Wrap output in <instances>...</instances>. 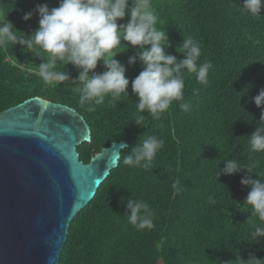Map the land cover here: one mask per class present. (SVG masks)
Masks as SVG:
<instances>
[{"label":"trees","instance_id":"obj_1","mask_svg":"<svg viewBox=\"0 0 264 264\" xmlns=\"http://www.w3.org/2000/svg\"><path fill=\"white\" fill-rule=\"evenodd\" d=\"M244 0H151L159 14L158 28L167 31L165 51L182 59L183 38L200 43L198 63L210 61L207 86L185 70L184 99L189 111L174 101L159 120L145 111L142 127L135 125L138 97L131 81L143 65L128 59L137 49L122 40L114 57L126 67L128 96L87 111L79 104L73 81L47 85L38 74L42 58L9 42L0 50V111L31 96L73 107L90 127L91 140L77 146L79 158L91 156L112 141L125 140L117 166L97 188L94 197L70 221L59 264H242L251 255L264 259V238L250 242L253 224L250 205L243 203L250 188L240 183L245 172L217 176L225 159L250 163L264 179V152L251 153L248 136L259 123L264 106L253 100L264 89V10L260 17L243 12ZM58 7L59 0H0V20L31 34L38 28L37 5ZM33 12L32 18L23 15ZM126 15L118 23H126ZM46 56V53H40ZM98 68V67H97ZM64 71L76 76L69 64ZM76 80V79H75ZM142 135V136H141ZM164 140L152 166H126L124 155L146 136ZM253 178H258L253 174ZM180 181L176 191L175 180ZM209 197L215 200L211 203ZM142 199L154 213V228L137 230L126 214L127 199ZM250 221V222H249ZM237 258V259H236Z\"/></svg>","mask_w":264,"mask_h":264},{"label":"clouds","instance_id":"obj_2","mask_svg":"<svg viewBox=\"0 0 264 264\" xmlns=\"http://www.w3.org/2000/svg\"><path fill=\"white\" fill-rule=\"evenodd\" d=\"M243 12L252 17H260L264 10V0H244ZM38 28L31 34L15 29L7 19L0 20V50H5L11 42L23 46L25 52L36 53L42 58L38 65V74L47 85L63 84L70 79V73L63 70L66 65H73L78 70V77L73 81L79 91V104L86 110L94 111L95 106L119 100L122 94L128 96L129 79L126 67L115 59L122 45V40L137 49L129 57L128 65L139 61L143 68L131 81L132 92L138 97L135 125L142 127L147 111L153 119L159 120L174 101L179 102L182 111H189L191 105L184 99L185 70L196 76L197 82L207 86L210 61L198 63L201 56L200 43L192 37L183 38L181 51L183 58L168 54L165 49L170 46L167 31L157 27L160 17L153 9L151 0H59L58 7L49 8L47 4L37 5ZM33 12L23 15V20L32 18ZM128 15L126 23L118 20ZM46 53L47 55H40ZM98 62H102L104 71L97 72ZM255 105L264 106V89L253 97ZM142 136V135H141ZM132 146L129 154L124 155L126 166L143 168L152 166L158 150L164 147V140L156 135L146 136ZM251 153L264 152V111L261 112L255 131L248 136ZM123 149H128L124 145ZM118 160V157H117ZM250 163H241L238 159H225L222 172L232 175L245 172L240 183L248 186L250 191L243 203L252 208L251 215L258 218L250 232L251 241L259 242L264 238V179L261 173L254 171L259 161L249 157ZM255 174L258 178H253ZM180 181L173 182L172 188L182 190ZM211 203H215L209 197ZM126 214L128 223L137 230L154 228V213L147 202L142 199H127ZM250 222V221H249ZM237 258L242 264H264V259L251 255L246 261ZM236 258V259H237Z\"/></svg>","mask_w":264,"mask_h":264},{"label":"water","instance_id":"obj_3","mask_svg":"<svg viewBox=\"0 0 264 264\" xmlns=\"http://www.w3.org/2000/svg\"><path fill=\"white\" fill-rule=\"evenodd\" d=\"M90 127L73 107L31 96L0 111V264H59L71 219L94 197L128 143L88 162Z\"/></svg>","mask_w":264,"mask_h":264},{"label":"rangeland","instance_id":"obj_4","mask_svg":"<svg viewBox=\"0 0 264 264\" xmlns=\"http://www.w3.org/2000/svg\"><path fill=\"white\" fill-rule=\"evenodd\" d=\"M98 68L97 69H95V70H97L98 72H102V71H104L105 69H104V66H103V64H102V62H98V66H97Z\"/></svg>","mask_w":264,"mask_h":264},{"label":"built area","instance_id":"obj_5","mask_svg":"<svg viewBox=\"0 0 264 264\" xmlns=\"http://www.w3.org/2000/svg\"><path fill=\"white\" fill-rule=\"evenodd\" d=\"M96 71V70H95ZM97 72V71H96ZM78 76H70V79L68 81H74Z\"/></svg>","mask_w":264,"mask_h":264}]
</instances>
